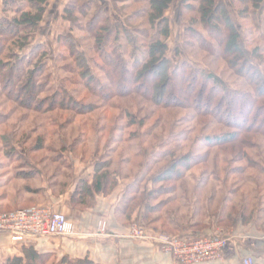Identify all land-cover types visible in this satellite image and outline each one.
<instances>
[{"label": "rangeland", "instance_id": "obj_1", "mask_svg": "<svg viewBox=\"0 0 264 264\" xmlns=\"http://www.w3.org/2000/svg\"><path fill=\"white\" fill-rule=\"evenodd\" d=\"M94 1L107 5L105 12L110 24L122 20L108 0ZM223 1L242 38L245 36L247 41H252L253 47L264 46L257 38L260 35L258 30L250 29L249 24L241 26L229 0ZM69 3V0H50L40 28L31 40V45L42 43L46 46L48 56L45 62L54 76L55 86L59 84L55 66L57 36L83 37L79 32L70 34L69 25L63 20V10ZM180 7L181 0H173L165 12L172 31L167 40L168 58L173 64L189 62L199 70L218 76L230 89L247 93L250 89L242 86L243 79L228 70L224 61L194 47H183L188 16L181 18ZM135 8L132 6L128 13ZM135 25H139L138 22H134ZM91 44L86 42L84 45L88 49ZM260 63L257 61L256 65L263 68ZM93 72L95 76H102L95 68ZM102 82L107 83L105 79ZM70 89H77L74 96L89 109L88 114L56 109L38 115L26 112L0 96L1 213L43 206L45 193H29L24 187L32 191L41 186L50 187L57 196L62 192V186L74 179L75 167L93 168L99 160L113 164L110 167L111 170L117 169L115 178L134 180L132 190L135 195L130 193L134 197L130 210H136V226L148 227L155 233L167 232L174 237L199 233L192 235L195 238L212 229L227 234H264V136L236 132L239 140L236 143L207 144V138L223 136L238 131L242 124L248 125L246 121L231 119L235 114L230 108L220 117L231 126L227 127L218 124L212 116L198 118L191 102L174 95L170 88L161 98L155 89L154 102L138 95L113 96L107 101L87 94L82 86H71ZM204 105L198 106L203 109ZM63 124L67 126L62 129ZM259 128L264 131V125ZM36 138L41 139V148L35 145ZM7 151L14 153L13 159L5 157ZM18 155L23 158L15 161ZM181 156L186 157L184 170L169 169V165ZM192 156L197 159L192 160ZM122 160L127 162L122 163ZM23 163L30 165L26 168ZM31 166L40 172L37 178L25 175L26 171L15 176L17 170L28 171ZM173 172H179L183 177L173 182ZM5 178L9 182L1 185ZM59 183H62L61 187H53ZM151 192L154 195H150ZM85 201L86 206L76 207L87 210V206L93 203L88 198Z\"/></svg>", "mask_w": 264, "mask_h": 264}, {"label": "trees", "instance_id": "obj_2", "mask_svg": "<svg viewBox=\"0 0 264 264\" xmlns=\"http://www.w3.org/2000/svg\"><path fill=\"white\" fill-rule=\"evenodd\" d=\"M49 1L1 0L0 96L15 106L38 115L56 109L85 115L89 109L75 98L77 89L70 91L69 87L82 86L87 94L107 101L113 96L138 95L152 102L155 89L161 98L170 88L174 95L185 97L191 102L192 109L200 119L212 116L218 124L231 127L220 118L222 112L230 108L235 114L229 115L231 119L248 122V125L242 124L237 128L238 131L207 138L209 146L212 143L214 146H223L238 142L236 132L264 136V131L259 128L264 125V58H261L264 46L253 47L252 41H247L245 36V40L242 38L223 0H181V18L188 16L183 47H194L212 58L224 61L228 70L243 79L242 86L250 89L247 93L230 89L218 76L199 70L189 62L173 64L168 58L167 40L171 28L165 12L173 0H108L112 10L122 19L113 24H110L106 15L105 3L69 0L70 3L63 10V20L68 23L70 34L79 32L83 37L75 39L64 34L57 36L58 55L55 66L59 84L55 86L54 76L45 62L48 56L46 46L42 43L31 45ZM229 2L240 18L241 26L249 24L250 29L258 30L260 35L257 38L264 43V0ZM138 5L141 7L137 8ZM132 6L136 8L128 13ZM90 12H93L91 17ZM141 20L144 22L140 23ZM134 22L139 25L134 26ZM86 42L92 43L88 49L84 45ZM26 49L27 52L23 53ZM257 61L261 62L263 68L256 65ZM62 62L63 65H60ZM94 68L102 73L101 77L94 75ZM102 78L107 83H103ZM202 104H205L203 109L198 106ZM35 140V145L41 148V139ZM13 154L7 151L5 157L11 160ZM20 158L23 156L18 155L15 161ZM185 159V156L175 159L168 168L182 172ZM195 159L196 156H192V160ZM29 165L23 163L26 168ZM110 166L113 167L111 162L98 160L93 166L91 182H78L70 201L74 209H78L76 206H86L85 200H91L93 194H108L113 189L117 183L114 175L117 169L111 170ZM23 171L27 172L25 175L34 178L40 174L31 166L28 171L17 170L15 176H20ZM172 175L173 182L183 177L179 172H173ZM8 182L5 178L1 185ZM60 184L53 187L59 188ZM24 189L29 193H44L41 187L33 191L27 186ZM185 235L177 237L185 238ZM54 259L52 254H39L29 246L22 249L21 257L7 259L2 264H54ZM55 264L95 263L88 258L72 262L63 257Z\"/></svg>", "mask_w": 264, "mask_h": 264}, {"label": "crops", "instance_id": "obj_3", "mask_svg": "<svg viewBox=\"0 0 264 264\" xmlns=\"http://www.w3.org/2000/svg\"><path fill=\"white\" fill-rule=\"evenodd\" d=\"M172 35V31L170 33ZM171 38V36H170ZM93 168H74V179L70 180L59 195L50 187H42L46 203L53 211L64 214L75 225L76 235L71 238L45 237L27 239L14 244L8 235L0 234V264L13 257H21L22 249L33 247L39 254H52L58 262L67 257L72 262L88 258L95 264H172V256L162 250V246L150 238L132 237L131 228L136 226V210H130L134 180L117 179L108 194H93L91 206L87 210L74 209L72 194L78 182L92 180ZM143 223V222H142ZM104 225V228L102 227ZM139 227V226H137ZM141 228L148 237L155 236L153 229ZM154 232V233H153ZM160 233V232H159ZM162 234V233H161ZM193 234L185 236L194 238ZM211 236L226 240L221 259L207 264H242L246 257H252L254 264H264V234L229 233L223 230H207L197 237ZM196 238V237H195Z\"/></svg>", "mask_w": 264, "mask_h": 264}, {"label": "built area", "instance_id": "obj_4", "mask_svg": "<svg viewBox=\"0 0 264 264\" xmlns=\"http://www.w3.org/2000/svg\"><path fill=\"white\" fill-rule=\"evenodd\" d=\"M104 228V225H102ZM0 233L7 234L14 244L27 239L45 237L71 238L76 235L74 223L64 214L53 211L49 206L32 207L8 213L0 212ZM131 235L137 239L150 238L172 256V264H207L221 259L226 240L203 236L180 238L156 233L148 237L140 227L133 226ZM242 264H254L252 257L243 259Z\"/></svg>", "mask_w": 264, "mask_h": 264}]
</instances>
